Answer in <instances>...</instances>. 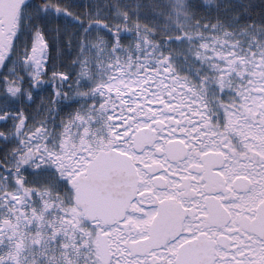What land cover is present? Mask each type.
<instances>
[{
  "label": "snow or ice",
  "instance_id": "1",
  "mask_svg": "<svg viewBox=\"0 0 264 264\" xmlns=\"http://www.w3.org/2000/svg\"><path fill=\"white\" fill-rule=\"evenodd\" d=\"M0 264H264V0H0Z\"/></svg>",
  "mask_w": 264,
  "mask_h": 264
}]
</instances>
